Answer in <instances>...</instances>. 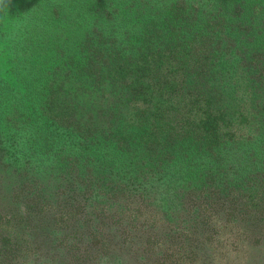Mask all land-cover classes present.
<instances>
[{
    "label": "trees",
    "instance_id": "obj_1",
    "mask_svg": "<svg viewBox=\"0 0 264 264\" xmlns=\"http://www.w3.org/2000/svg\"><path fill=\"white\" fill-rule=\"evenodd\" d=\"M0 38V264H264V0H5Z\"/></svg>",
    "mask_w": 264,
    "mask_h": 264
},
{
    "label": "rangeland",
    "instance_id": "obj_2",
    "mask_svg": "<svg viewBox=\"0 0 264 264\" xmlns=\"http://www.w3.org/2000/svg\"><path fill=\"white\" fill-rule=\"evenodd\" d=\"M13 24H14L13 22H11V23L8 22L7 25H5L3 27L1 32H2V35L5 39H11V40L15 41L16 40V26H14L15 24L14 25ZM3 45H4L3 40H2V38H0V51L3 49V47H4ZM234 258H235V256L232 255L229 259H227V262L225 261L222 264H235L237 259L234 260L235 262H232V259H234ZM244 262H245V257H243L242 259L237 261V263H239V264H244ZM258 264H259V262H258Z\"/></svg>",
    "mask_w": 264,
    "mask_h": 264
},
{
    "label": "clouds",
    "instance_id": "obj_3",
    "mask_svg": "<svg viewBox=\"0 0 264 264\" xmlns=\"http://www.w3.org/2000/svg\"><path fill=\"white\" fill-rule=\"evenodd\" d=\"M0 5H5V0H0Z\"/></svg>",
    "mask_w": 264,
    "mask_h": 264
}]
</instances>
